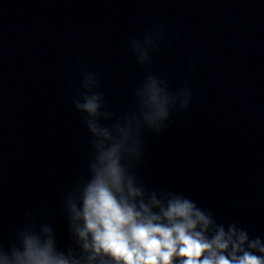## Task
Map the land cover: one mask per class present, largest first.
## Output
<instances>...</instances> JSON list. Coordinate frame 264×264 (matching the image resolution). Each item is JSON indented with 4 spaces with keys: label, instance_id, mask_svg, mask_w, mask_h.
<instances>
[{
    "label": "clouds",
    "instance_id": "clouds-1",
    "mask_svg": "<svg viewBox=\"0 0 264 264\" xmlns=\"http://www.w3.org/2000/svg\"><path fill=\"white\" fill-rule=\"evenodd\" d=\"M94 75L84 72L82 102L74 101L91 134V143L98 150L96 159L99 162V166L92 165L94 179L86 188L82 214L85 226L80 230V236L86 239L91 234V246L95 252L102 250L117 264H173V257L183 258L180 264H264V257L242 249L246 239L243 234L238 237L239 243H234L232 251L225 256L223 253L229 247L231 236L225 239L221 230L209 241L202 232L196 231L198 222L207 228L209 221L189 199L174 198L169 202L167 210H162L166 224L161 222L160 216L151 214L143 203L137 210V206L129 202L124 195V172L119 163L121 146L116 143L105 146L111 134L100 123L104 116L101 111L102 97L90 91ZM145 91L151 103L156 105L159 89L154 77H149ZM166 115L164 109H157L156 116ZM127 187L130 196L139 194L130 180ZM85 247L88 245L85 244ZM250 247L256 248L257 244ZM25 248L23 258L17 255V264H67V261L51 254L50 246L43 248L32 238L25 240ZM259 251L264 252V247H260ZM240 252L242 255H237ZM205 253L208 255L204 256Z\"/></svg>",
    "mask_w": 264,
    "mask_h": 264
}]
</instances>
